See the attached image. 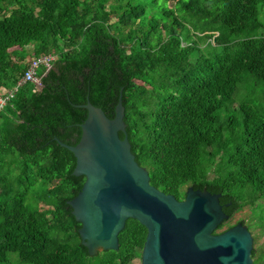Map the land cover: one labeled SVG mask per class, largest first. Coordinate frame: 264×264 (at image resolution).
Returning a JSON list of instances; mask_svg holds the SVG:
<instances>
[{"label":"trees","instance_id":"trees-1","mask_svg":"<svg viewBox=\"0 0 264 264\" xmlns=\"http://www.w3.org/2000/svg\"><path fill=\"white\" fill-rule=\"evenodd\" d=\"M48 54L41 88L22 85L0 110V264L141 258L134 220L118 251L81 244L68 202L85 178L54 139L78 144L87 96L113 119L122 93L131 151L160 192L220 194L229 217L264 210V111L248 100L264 93V0H0V96Z\"/></svg>","mask_w":264,"mask_h":264},{"label":"water","instance_id":"water-1","mask_svg":"<svg viewBox=\"0 0 264 264\" xmlns=\"http://www.w3.org/2000/svg\"><path fill=\"white\" fill-rule=\"evenodd\" d=\"M75 107L87 111L80 141L75 146L54 141L73 154L72 175L85 178L68 205L89 256L118 251L119 234L128 220H134L147 231L141 264H254L255 245L245 227L217 231L228 219L220 194L188 187L179 201L150 185L147 170L131 151L122 93L113 119L88 96L85 104Z\"/></svg>","mask_w":264,"mask_h":264},{"label":"rangeland","instance_id":"rangeland-1","mask_svg":"<svg viewBox=\"0 0 264 264\" xmlns=\"http://www.w3.org/2000/svg\"><path fill=\"white\" fill-rule=\"evenodd\" d=\"M29 49H34L33 47H29ZM33 58L29 57L28 62H30ZM239 95V94H238ZM237 96V94H236ZM246 92L242 91L240 98L246 97ZM253 102V104L259 109L264 111V93H260L252 99H248ZM239 103V99L237 100ZM237 103V104H238ZM261 209V210H260ZM261 211H263L262 207L256 206H243L238 210V213L235 215V219H246V224L250 226L251 230L255 234L256 243H255V251L258 256L260 253L264 251V239L262 233L258 231V223L259 221L255 220L254 217L260 215ZM264 214V213H262ZM133 264H141L140 259H137L133 262Z\"/></svg>","mask_w":264,"mask_h":264},{"label":"built area","instance_id":"built-area-1","mask_svg":"<svg viewBox=\"0 0 264 264\" xmlns=\"http://www.w3.org/2000/svg\"><path fill=\"white\" fill-rule=\"evenodd\" d=\"M57 56L48 54L38 58H33L28 65L27 70L24 72L18 83L12 90L6 93V96L3 98L0 96V110L4 108V105L7 100H9L17 92V90L26 83H32L35 86V89L39 90L41 88V77L38 76L39 70L42 68L46 69V72L51 69L54 62L56 61Z\"/></svg>","mask_w":264,"mask_h":264},{"label":"flooded vegetation","instance_id":"flooded-vegetation-1","mask_svg":"<svg viewBox=\"0 0 264 264\" xmlns=\"http://www.w3.org/2000/svg\"><path fill=\"white\" fill-rule=\"evenodd\" d=\"M186 190H187V188L184 189V196H185V191H186ZM184 196H183V198H182L181 200H179V201H182V200L184 199ZM248 206H250V205H248ZM261 206H262V200H259V201L257 202V206H256V207H261ZM225 207H226L227 209L232 208V203H231V202L226 203ZM260 210H261V209H260ZM237 213H238V211H237L232 217H229V216H228V219L225 221L226 226L223 228V231H226V230H228V229H230V228H233V227H235V226H237V225L240 224L241 226L245 227V228L249 231V233L251 234L252 239H253V247H254V245H255V243H256V237H255V234H254L253 231L251 230L250 226L246 224V219H235V215H236ZM262 213H264V210L261 211L260 215L255 216L254 219L257 220V221H259V223H258V231H259L260 233H262V235H263V239H264V214H262ZM253 251H254V253H255V255H256V251H255L254 248H253ZM263 252H264V251H263ZM252 254H253V253H252ZM256 256H257V255H256ZM253 260H254V262H255V259H254V258H253ZM262 264H264V262H263Z\"/></svg>","mask_w":264,"mask_h":264}]
</instances>
